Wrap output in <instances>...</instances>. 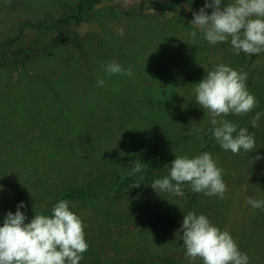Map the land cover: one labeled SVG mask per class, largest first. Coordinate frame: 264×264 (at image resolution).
<instances>
[{"label": "rangeland", "instance_id": "1", "mask_svg": "<svg viewBox=\"0 0 264 264\" xmlns=\"http://www.w3.org/2000/svg\"><path fill=\"white\" fill-rule=\"evenodd\" d=\"M203 5L204 0H0V110L3 106L15 108L27 82L23 77L29 80L36 75L37 83L43 86L45 81L52 87V103L64 106L66 99L79 108L91 102L102 107L103 116H96L92 134L83 130L85 124L79 127L83 130L78 137L83 139L82 145L73 147L76 151L68 167V187L75 192L69 193L67 200L82 217L90 244L80 264H190L178 231L189 211L204 213L221 230L229 231L250 256V264H264V209H253L247 202L249 197H264V159H255L258 153L264 156V117L256 127L251 122L240 126L255 136L256 149L233 154L216 143L211 135L212 117L195 101V83L224 63L247 73L248 90L264 107V52L237 55L230 43L210 45L201 34L192 45L193 12ZM69 17L78 21L58 23ZM169 32L173 36L171 47L164 44L160 49H175L173 59L163 62L152 50L160 42L157 36ZM138 49L140 57L132 53ZM44 54H52L54 60L44 62ZM112 60L131 68L133 75L106 74L103 66ZM68 70L76 72L71 85L54 89L53 84H61L59 77L68 76L64 75ZM77 77L82 78L80 86L74 85ZM254 77L258 80L250 86ZM98 79L105 80L103 87L97 85ZM26 89L31 99L47 101L44 91ZM256 111L224 118L242 121L251 115L252 121ZM0 118L11 120L1 112ZM16 122L12 137L17 138L20 127ZM68 122L74 125V120ZM198 128L207 134H198ZM76 140L68 134V144ZM19 147L11 143L14 149L6 161L13 158L26 164L24 168L14 174V170H6L7 177L0 175L4 186L0 191V223L7 211H16L20 201L26 205L21 210L29 221L34 214L50 215L57 202L44 193V184L36 181L38 173L32 181L24 179L30 170L26 158L16 154ZM202 152H210L224 170L227 191L222 197L193 192L189 186L184 188L183 197L156 193L147 183L133 195L117 196L138 160L148 166L157 158L153 172L157 179L168 174L166 165L175 155ZM46 155L39 160L41 169L47 167ZM8 178L26 186L19 198H13L15 202L7 195ZM56 182H60L58 177ZM195 264L202 261L197 259Z\"/></svg>", "mask_w": 264, "mask_h": 264}, {"label": "clouds", "instance_id": "2", "mask_svg": "<svg viewBox=\"0 0 264 264\" xmlns=\"http://www.w3.org/2000/svg\"><path fill=\"white\" fill-rule=\"evenodd\" d=\"M191 24L194 25L190 32L192 45L201 34L210 45L230 43L237 55L264 52V0H231L227 4L225 0H204V5L193 12ZM103 67L108 75H133L131 68L115 60ZM97 85L103 87L105 80L98 79ZM195 93V101L212 117L211 135L220 148L233 154L256 149L255 136L247 127L224 118L229 114L246 115L259 104L248 90L246 72L228 64H217L195 83ZM261 117L264 112L255 113L253 127L258 126ZM196 132L207 134L203 128ZM255 159L264 156L258 153ZM143 166L138 160L132 172H141ZM166 167L168 174L150 184L156 193L183 197L186 186L207 196L222 197L227 191L224 170L210 152L175 155ZM3 190L0 184V191ZM247 202L253 209H264V197H249ZM25 207L23 201L18 202L16 211H7L0 223V264H80L90 244L84 221L73 210L75 205L61 199L53 204L50 215L34 214L30 221L21 210ZM178 231L182 233V245L190 264H195L197 259L202 264H250V256L240 249L231 233L221 230L204 213L184 214Z\"/></svg>", "mask_w": 264, "mask_h": 264}, {"label": "trees", "instance_id": "3", "mask_svg": "<svg viewBox=\"0 0 264 264\" xmlns=\"http://www.w3.org/2000/svg\"><path fill=\"white\" fill-rule=\"evenodd\" d=\"M225 2H229V0H225ZM73 19L78 21V18L76 17H69L66 19L61 18L58 23H69ZM28 24L31 23L28 22ZM37 26H41V23L38 22ZM156 40H160V42L159 44L153 46L152 51H154V56L156 58L160 57L163 62H165L167 59H173L172 53H174L175 48L172 47V50H170V52H165L164 47L160 49V47L164 44H166L168 47H171V44L173 43V36H171V32L163 36H157ZM139 51V49L133 50L132 53L134 54V56L137 55L138 57H140L138 55ZM162 53L165 55V57L161 55ZM51 55L44 54L42 58L46 60L44 62L48 63L50 61H53L54 58ZM75 73H73V71L68 70V74H64L68 76L59 77L58 83H61L59 84L60 86L55 83L53 84V88H61V85L68 88V85H71L70 82L75 77ZM138 76L139 75L137 74V77ZM80 78L81 77H77L75 79L74 85L80 86ZM254 78L256 79L249 80L250 86H252V82H257V77ZM36 79L37 75L36 78L32 77L29 78V80L28 78L23 77V81L25 80L27 82L26 84H23L22 89L19 92L20 103L15 108L11 109V107L9 108L8 106H3L4 108H1L0 110L1 113L8 114L9 117L11 116V120L7 118L5 122L1 121L2 119L0 118V155L2 154L0 157V175L3 177H7L9 175L5 174L6 170H14L11 171L14 174L15 171L22 170L24 168V165H26L23 162H19L18 160L14 162L13 158L11 159V161H6L7 156H10V153L14 149H11V143L15 142L16 144L20 145L19 149L16 151V154H19L20 156L22 155L23 159L26 158L25 162L28 163L27 166H29L30 170L27 175H24V179L26 181H32L33 176L38 173V177H35V179L38 183L44 184L43 190L46 195L50 194V196L54 197L57 201L61 199L67 200L68 194H73L75 192V190H72L71 187H68V167L70 163H72V156L74 154V151H76V149L73 150V147L82 145V142L80 141L82 138L80 139L78 137L81 135V132L83 130H85L86 133L92 132V129L90 128H92L93 122L96 120V116H103L102 107L101 105L97 106L98 103L95 104L94 102H91L90 106L89 103H87L88 105L84 104V107L79 108L77 105L74 104V102L68 101L66 99L65 101L67 102L64 106H61L58 102L52 103L50 102L51 95L53 93V91L51 90L52 87L50 86L49 88L50 84L47 86L45 81L43 82L42 86L40 82L37 83ZM34 87L39 89V91H37L38 93H40L41 91L45 92L47 96L46 102L31 99L29 94L30 92L27 91L26 88L34 89ZM41 88L43 89L41 90ZM66 88H64L63 91L65 94L64 96L68 98V93L65 91ZM169 96L172 97L174 96V94H169ZM97 99L98 98H96L95 100ZM86 101L88 100L86 99ZM258 101L259 104L257 108H255L254 111L251 113V115L256 111V109L258 110L256 112H260L264 108L262 107V104L259 99ZM170 106L172 108L174 107V105ZM34 108L37 109L36 112ZM33 113H36L37 115ZM251 115L250 117L246 116V118L242 121H239L238 118L236 120L235 118V121L233 122L238 123L239 126H247L251 122ZM68 119L71 120V122L72 120H74L73 126L71 125L72 123L70 124L71 126L68 125V123H70L68 122ZM14 120L17 121L16 126L20 127V137L17 138L12 137L15 130V127L12 125ZM83 124H85L83 130H79V127L83 126ZM73 130L76 132L71 133ZM68 134H73V139L76 140L78 138V140L71 142V144H68ZM261 148H264V144L261 145ZM42 154H47L44 159L47 165L46 169L40 168L39 160ZM157 164L158 159L154 158L148 164V166H143L141 172L133 173L127 176L121 184V186L123 187L120 186V189L117 191V196H121V194L133 195L134 193H137L141 190L140 187H143V184H151L156 179V176L153 175V172L156 170ZM26 177H28V179H26ZM57 177L60 182H56ZM129 183H131L130 188H128V191H125ZM138 183L140 184L138 186H135ZM7 185L9 186L7 187V195L12 200L14 197L19 198L20 196L18 194L24 193V189L26 187L22 183L19 184L16 179L12 178H8ZM29 187H31V184ZM29 187L26 188V191ZM88 188H90V186H88ZM13 201L15 202V200Z\"/></svg>", "mask_w": 264, "mask_h": 264}]
</instances>
